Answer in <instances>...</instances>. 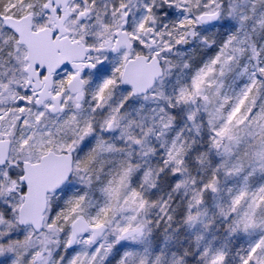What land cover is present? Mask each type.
<instances>
[{
	"label": "snow or ice",
	"instance_id": "snow-or-ice-1",
	"mask_svg": "<svg viewBox=\"0 0 264 264\" xmlns=\"http://www.w3.org/2000/svg\"><path fill=\"white\" fill-rule=\"evenodd\" d=\"M0 264H264V0H0Z\"/></svg>",
	"mask_w": 264,
	"mask_h": 264
}]
</instances>
